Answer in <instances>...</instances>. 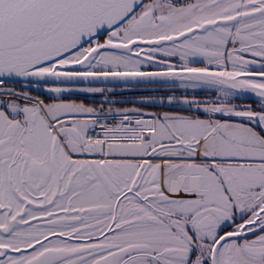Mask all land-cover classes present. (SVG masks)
Returning <instances> with one entry per match:
<instances>
[{
    "label": "snow or ice",
    "instance_id": "obj_1",
    "mask_svg": "<svg viewBox=\"0 0 264 264\" xmlns=\"http://www.w3.org/2000/svg\"><path fill=\"white\" fill-rule=\"evenodd\" d=\"M0 264H264V0H0Z\"/></svg>",
    "mask_w": 264,
    "mask_h": 264
}]
</instances>
